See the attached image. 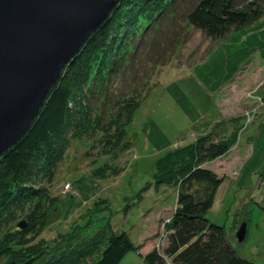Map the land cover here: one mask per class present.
Listing matches in <instances>:
<instances>
[{
    "label": "trees",
    "instance_id": "trees-1",
    "mask_svg": "<svg viewBox=\"0 0 264 264\" xmlns=\"http://www.w3.org/2000/svg\"><path fill=\"white\" fill-rule=\"evenodd\" d=\"M183 1L120 0L107 21L69 62L27 134L0 157V264H83L84 259L95 253L91 264H120L127 253L139 252L126 232H113L111 228L88 233L76 230L77 227L69 233L58 232L51 241L44 239L47 206L55 205L57 200L51 197L45 184L53 181L56 165L69 140L90 123L93 99L107 91L111 77L119 75L129 52L135 54L142 45V36L151 29L157 31L161 21L174 17L175 8ZM263 13L264 4L257 0L242 7H238L237 0H197L186 11L189 25L224 44L223 50L193 68L197 79L211 92L230 83L253 55L259 54L264 59V27L259 25L249 33L244 30ZM132 64V59L127 60L122 74ZM149 89L150 86L146 92ZM144 95L136 93L113 102H118L119 108L116 120L102 127L106 132L104 155L117 145L119 151L130 147L124 141L126 126ZM103 118L98 114L96 122ZM242 121L238 116L208 124L204 121L200 124L204 125L202 134L193 142L175 148L157 161L155 184L170 186L176 193V210L169 226L175 230L165 251L169 261L153 251L139 254L143 264H256L238 256L225 229L206 218L225 180L206 164L224 157L237 146L246 127ZM112 129L116 131L111 132ZM120 171L119 167L105 163L93 174L106 177ZM259 187L264 188V174L260 176ZM22 215L26 218V229L11 231L9 224ZM34 227L38 230L33 236H24L25 230Z\"/></svg>",
    "mask_w": 264,
    "mask_h": 264
},
{
    "label": "rangeland",
    "instance_id": "rangeland-1",
    "mask_svg": "<svg viewBox=\"0 0 264 264\" xmlns=\"http://www.w3.org/2000/svg\"><path fill=\"white\" fill-rule=\"evenodd\" d=\"M251 1L237 0V5L242 7ZM257 1L264 4V0ZM196 2L184 0L175 8L174 17L161 21L157 31H147L135 54L129 52L125 59V63L132 59V66L122 74L124 63L119 75L111 77L107 91L98 99L92 98L90 123L69 140L53 181L45 184L57 200L47 206L44 239L51 241L58 232L69 233L77 227L88 233L111 228L113 232H126L139 247L138 253H127L120 264H143L139 254L153 251L168 262L165 251L175 230L169 226L176 210V193L170 186L155 184L156 163L200 136L204 121L208 124L238 116L246 127L237 146L206 164L225 179L206 218L225 229L238 256L264 264V203L260 204L264 202V188L259 187L264 174V59L253 55L230 83L211 92L197 79L193 68L223 50L224 44L188 24L185 13ZM259 25L264 27V13L244 30L249 33ZM136 93L145 95L126 126L124 141L130 147L119 151L117 145L104 155L106 132L102 127L116 120L119 108L118 102H113ZM98 114L104 118L97 123ZM105 163L121 171L94 176L93 171ZM98 201L101 203L96 204ZM24 217L9 224L11 231L26 229ZM22 223H26L24 229L19 227ZM242 224H246V236L238 242L236 233ZM35 230L38 227L25 230L24 236H33ZM96 255L84 259L83 264H91Z\"/></svg>",
    "mask_w": 264,
    "mask_h": 264
},
{
    "label": "water",
    "instance_id": "water-1",
    "mask_svg": "<svg viewBox=\"0 0 264 264\" xmlns=\"http://www.w3.org/2000/svg\"><path fill=\"white\" fill-rule=\"evenodd\" d=\"M119 2L0 0V157L27 134L69 62ZM245 236L242 224L236 239Z\"/></svg>",
    "mask_w": 264,
    "mask_h": 264
}]
</instances>
